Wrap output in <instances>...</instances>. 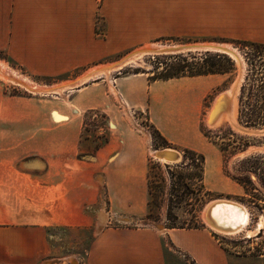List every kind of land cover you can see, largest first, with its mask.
Wrapping results in <instances>:
<instances>
[{"label":"rangeland","instance_id":"obj_1","mask_svg":"<svg viewBox=\"0 0 264 264\" xmlns=\"http://www.w3.org/2000/svg\"><path fill=\"white\" fill-rule=\"evenodd\" d=\"M103 1L100 0V6L103 5ZM247 8L252 14L249 17L244 14ZM263 11L264 0H112V5L106 12L108 15L99 17L96 25L98 37L105 41V55L97 63L81 65L59 76L33 73L4 51H0V63L6 66L9 70L7 72L11 75L33 83L37 87H44L76 80L92 68L115 63L131 51L143 46L228 44L240 54L244 64V73L235 95V119L243 128L264 129V125L247 126L241 120L240 114V97L243 88H245V96L250 91L259 93L263 90L260 87L261 80H264ZM109 16L118 21L113 33L110 31ZM110 42L114 47L111 44L109 46ZM208 53L222 54L193 51L181 55L193 61L194 57L200 58ZM173 56L178 55H146L110 71L108 76L101 74L84 81L79 86L55 92H32L24 85L0 75V177H6L8 173L12 171L14 173L16 170L44 172L49 166L50 157L56 158L57 162L59 158L72 157L74 161H83L87 166H93L96 157L82 160L78 157L80 154L86 156L93 154L96 146L104 139L102 135L106 133L110 141L113 136L118 137L121 142L124 141V137H130L135 145L139 143L142 145L148 163L153 161L164 165L165 163L155 156L157 150L165 148L154 147V141L158 140V137L150 121V115L147 112L131 109L109 82L114 78L134 77L140 74H147V77H150L152 76L150 73L142 72L153 71L166 62L167 58ZM231 59L235 63L233 73L224 75L220 84L202 102L198 115L200 134H193L186 127L182 129L184 131L179 137L169 140L172 146L167 148L180 152V147H190L206 156L205 185L210 195L198 212L200 229L208 231L226 255L234 260L241 261L242 264H264V230L251 239L243 238V235L229 237L212 230L203 220L204 207L217 199H227L247 205L254 213L253 222L258 216H264V176L249 174L253 186L246 188L226 174V172L234 174L239 169L240 163L247 159L264 156V151H256L247 157L236 158L240 152L249 147L264 144V134L239 131L228 119L217 126L209 123V116L216 100L222 94H230L237 79L238 64L233 58ZM137 70L141 73L136 74ZM90 87L92 90L88 91ZM106 92L110 99L108 102H104V99H108ZM84 94H92V97L98 98L99 102L96 104L98 107H87L88 105L82 102ZM102 114L107 115L108 120ZM226 115L222 117L228 118ZM104 125H107V130L102 128ZM228 144H230L228 150L221 151L220 148ZM102 174L103 172L100 171L103 198L102 202L94 206V210L101 207L99 225L83 229L62 226L49 228L47 233L52 253L48 258L51 262L45 264H87V256L97 232L107 226L166 227L167 207L164 204L162 209L155 210L153 220L143 218L142 221L124 217L122 222H118L111 219L112 216L108 214L110 206L107 204L106 183ZM190 209V207L183 208L178 212L179 221L191 220ZM3 232L5 230L0 229V235H3ZM164 257L166 264H196L192 256L174 247L166 238Z\"/></svg>","mask_w":264,"mask_h":264},{"label":"crops","instance_id":"obj_2","mask_svg":"<svg viewBox=\"0 0 264 264\" xmlns=\"http://www.w3.org/2000/svg\"><path fill=\"white\" fill-rule=\"evenodd\" d=\"M99 2L0 0V51L33 73L48 76L97 63L105 55V41L98 37L96 25L99 17L108 15L112 0H104L102 6ZM244 14L252 15L249 8ZM109 25L113 33L118 21L110 17ZM223 77H183L151 83L147 74H140L114 78L109 85L131 109L147 112L152 124L171 140L186 127L200 134L202 102ZM107 97L104 102L110 101L108 93ZM82 102L97 108L99 99L84 94ZM117 138L113 136L96 154L93 166L72 157L59 158V162L50 157L44 172L16 170L0 177V229L5 230L0 235V264L51 262L47 233L51 227H97L101 207L94 210V206L103 198L100 171L111 219L122 222L124 217H132L143 221L149 201L148 160L140 143L135 145L130 137H124L123 142ZM165 238L192 256L196 264H242L226 255L205 229L151 225L107 226L97 232L87 264H166Z\"/></svg>","mask_w":264,"mask_h":264},{"label":"trees","instance_id":"obj_3","mask_svg":"<svg viewBox=\"0 0 264 264\" xmlns=\"http://www.w3.org/2000/svg\"><path fill=\"white\" fill-rule=\"evenodd\" d=\"M235 70L234 61L225 54H206L203 57H194L190 61L187 56L178 55L167 58V61L156 67L153 71L142 73H150L149 81H169L171 79H179L183 77H198L208 75H227ZM136 74L141 73L137 70ZM260 87L263 89L259 93L250 91L245 96V88H243L240 97V114L241 120L247 126L264 125V80H261ZM100 114V113H98ZM102 116L108 120L107 115ZM87 124V123H85ZM107 130V125L102 126ZM158 140L154 141L156 149L167 148L172 143L162 135V133L154 126ZM86 131L87 128H86ZM107 132V131H106ZM104 137L102 143L98 144L93 154L79 155V159L95 158L97 152L110 143V137ZM206 137H209L206 135ZM230 144L221 147V151H227ZM182 160L175 164H164L150 161L148 163V212L144 220H153L155 210L162 209L163 204L167 207V224L166 229H200V221L198 212L202 204L206 201L210 192L205 185L206 176V156L190 147H180ZM254 159V160H252ZM239 169L231 174L226 172L235 182L244 186H253L252 181L248 177L249 174L264 176V156H257L247 159L240 163ZM191 208V220L179 221L178 212L183 208ZM262 255V254H261Z\"/></svg>","mask_w":264,"mask_h":264},{"label":"bare ground","instance_id":"obj_4","mask_svg":"<svg viewBox=\"0 0 264 264\" xmlns=\"http://www.w3.org/2000/svg\"><path fill=\"white\" fill-rule=\"evenodd\" d=\"M152 46H159V45H152ZM110 65H113V63H110L108 65L104 64V65L92 68L91 70L84 73L85 75H83V77L81 78V80H82L81 82L83 83L84 81L89 79V78L86 79V77H85L86 75L94 74L100 68L108 67ZM113 70H115V69L106 70L100 74L96 73V75H94L93 78H96L101 74H105V76H108L110 74L109 72L113 71ZM7 71H9V70L6 68V66H4V64L0 63V75L2 77H8V78L14 80L16 83H18L20 85H24L25 87H27V89H30L32 92L44 93V92L60 91V90H62L61 89L62 86L68 85L70 82H72V81H69V82L60 83L58 85H53V86L37 87V86H35V84L23 81L22 79L14 76V75H11ZM234 90H235V87H233L230 94H228V97L225 100H223L222 103H218V104L216 103L215 104L214 109L209 116V123L213 126H217V125L221 124L223 120L228 119L229 122L231 123V125H233L234 128H236L237 130L250 133L253 130L243 128L237 123V121L235 119V112L233 109L231 111H229L228 118L222 117L223 116V114H222L223 109L226 108L228 105L232 104V102L235 103ZM237 90H238V88H237ZM216 202H221V203L216 205L212 209V216L215 218V220L219 224H223L224 226L230 227L232 229H236L235 232H233V233L225 232V231H222V230H219V229L212 227L208 223L207 218H206V213L208 212L210 205H213ZM203 217H204L203 220L206 222L207 226H209L212 230H214L218 233H221L223 235H227L229 237H237L238 235H243L244 236L243 238H252L254 236H257L259 233L262 232V230H264V216H262V215L258 216L257 220L255 222H253L254 213L250 207H248L245 204L235 202V201H231V200H227V199H217V200L212 201L210 204H208L205 207V210L203 211Z\"/></svg>","mask_w":264,"mask_h":264},{"label":"water","instance_id":"obj_5","mask_svg":"<svg viewBox=\"0 0 264 264\" xmlns=\"http://www.w3.org/2000/svg\"><path fill=\"white\" fill-rule=\"evenodd\" d=\"M193 51L222 53V54L230 56L231 58H233L237 62V64H238V76H237V79L233 85V87H235L234 93L236 95L237 88L240 84V81H241L243 73H244V64H243V61H242L240 54L228 44L193 43V44H181V45H175V46H173V45L143 46V47H140L138 49L131 51L125 57H123L122 59L113 63V65L100 68L99 70H97L96 73L100 74L106 70L119 69V68L123 67L125 64H127L128 62H131L133 60H136V59L141 58V57L146 56V55H154V54H175V55L180 54L181 55V54L193 52ZM96 73L91 74V75L90 74L86 75L85 77H86V79L87 78H89V79L93 78L94 75H96ZM83 75H85V74H82L80 77H78L79 79L76 78L77 80L70 82L68 85L62 86L61 89L63 90L65 88H73L75 86L81 85L82 84L81 78L83 77ZM233 87H232V89H233ZM53 92H55V91H53ZM227 97H228V94H222L221 96L218 97V99L216 100V103L217 104L222 103L223 100H225ZM232 109L234 110V103L233 102H232V104L228 105L226 108L223 109L222 114L228 115L229 111H231ZM246 129H250V128H246ZM251 130H253V131H251L250 134H264V129H251ZM256 151H264V144H260L257 146H251L247 150L240 152L236 156V158L247 157L249 154L256 152ZM155 156L159 161L164 162L165 164H175V163H179L182 160V154L179 151L174 150V149H170V148H165V149L160 150V151L157 150L155 153ZM211 202H209L208 204H210ZM220 203L221 202H216L213 205H210V208H209L208 212L206 213L207 221L212 227H214L216 229H219V230H222L225 232H229V233H233L236 231V229H232L230 227L224 226L223 224H219L215 220V218L212 216V209ZM205 207H204L203 211L205 210ZM203 219H204V217H203ZM204 223H205V225H207L205 221H204ZM246 239H251V238H246Z\"/></svg>","mask_w":264,"mask_h":264}]
</instances>
